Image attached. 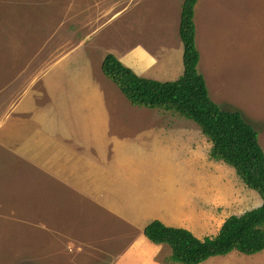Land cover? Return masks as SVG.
<instances>
[{
  "label": "rangeland",
  "instance_id": "obj_1",
  "mask_svg": "<svg viewBox=\"0 0 264 264\" xmlns=\"http://www.w3.org/2000/svg\"><path fill=\"white\" fill-rule=\"evenodd\" d=\"M183 2L0 0V71L5 73L4 78H10L7 84L0 82V110L2 104L5 111L8 110V97L13 92L16 97L21 94V98L24 94L17 90L14 82L20 78L14 77L16 74L7 68L10 61H28L20 77H24L28 87L39 89V85L50 78L55 58L61 61L63 55L66 57L76 50L79 54L82 47L80 55L90 54L92 61L98 63L96 59L110 51L111 46L119 50L128 42L137 41L139 47L147 48L156 60L150 72L161 73L159 77L163 79L166 75L162 74H168V81L179 79L184 55L179 33ZM194 20L200 52L198 70L206 80L210 98L223 110L240 112L257 130L264 150V0H198ZM67 61L59 64L60 74H54L59 86L68 70L65 69ZM160 61L165 65L161 71ZM96 66L93 63L91 68ZM96 81L100 87H105L104 81ZM118 92L124 100L116 103L111 115L116 118V126L124 127V134H129L127 130L132 123L144 124V131L138 136L134 132L135 147L139 157L145 159L140 161L139 167L144 165L149 171L138 174V190L142 196L139 213L128 217L127 213H109L108 216L106 212L107 217L101 218L100 236L110 232L114 237L122 235L123 240H127L144 232L155 219L168 226L186 228L203 239L217 235L229 216L241 215L262 205L259 194L246 186L234 168L210 158L212 143L195 122L173 111L135 106L121 90ZM41 100L44 102L45 98ZM125 103L130 107H125ZM131 109L135 112L130 113ZM26 144V140L19 143L12 138L4 141L0 130V159L4 150L15 146L18 163L24 162ZM24 171L31 173L34 167H24ZM10 184L11 204L23 206L20 211L12 210L10 217L0 211V264H43V259L52 254L61 255L64 250L65 253L82 252V245L68 246L66 224L61 226L55 221L68 213L55 203L49 182L44 180L43 193L36 196L37 201L33 195H26V186L18 185L17 179L12 178ZM149 185L156 191L161 190L162 201L146 194ZM157 210L162 213L155 214ZM57 224L60 229H52ZM150 242L147 237H140L133 244L134 248L127 243L120 244L123 264L131 263L133 258L127 253L135 249L142 254L150 253L147 257L156 258L157 264H181L170 260V245L169 248L156 246L160 252L155 253ZM85 246L87 257L89 253L103 255L107 259L105 264H113L109 248L115 249L119 244H106V248L104 244L95 243ZM65 259H73V256L67 254ZM201 264H264V251L253 255L233 251Z\"/></svg>",
  "mask_w": 264,
  "mask_h": 264
},
{
  "label": "crops",
  "instance_id": "obj_2",
  "mask_svg": "<svg viewBox=\"0 0 264 264\" xmlns=\"http://www.w3.org/2000/svg\"><path fill=\"white\" fill-rule=\"evenodd\" d=\"M128 43L119 50L111 46L110 51H105L100 59H96L99 60L98 63L92 61L90 54L83 57L80 55L83 54L81 52L83 47L79 50V54L76 50L66 57L63 55L61 61L55 58L54 68L49 71L50 78L44 82V85L42 82L39 89L28 87L24 77H20V72H23L28 61H10L11 65L7 67L9 72L16 74L14 77L20 78L14 82L18 86L17 90L20 89L18 91L24 94L21 98V94L16 97V92H13L8 97L10 102L6 111L2 104L1 135L4 141L12 138V140L18 139L19 143L26 140L27 144L23 147L26 160L19 163L17 151H14L16 144L8 151L2 147L4 152L0 159V211L6 214L5 217H10L9 213L12 210L20 211L23 206L20 203L10 202L12 178L18 180V185L23 183L26 186V195H33L34 201H37L36 196L43 193L42 184L45 180L46 183L51 184L50 194L54 197L55 203L67 210L66 216L60 220L55 219L56 222L61 223V226L63 223L67 226L66 243L69 244L68 246L70 244L83 246L82 252L79 253V250L77 253L73 251L65 253L64 250L61 251V255L52 254L43 259L45 262L43 264H90L92 260L91 264H105L107 259L103 255L89 253L87 257V252H84L83 248L89 243L104 244L105 248L106 244H119L115 249L112 246L109 248V253L113 254L110 260L113 264H123L122 257L119 256L120 244L133 245L137 238H146L144 232L123 240L124 236L114 237V233L110 232H103L104 237H102L99 231V227L102 226L101 218L106 212L108 216L109 213H127L128 217L139 213L142 196L138 190V174L142 172L148 174L149 171L144 165L139 167L140 161L145 159L139 157L138 148L135 147L137 138L134 132L138 136L144 131L145 127L142 128L144 124L132 123L127 130L129 134H124L126 131L124 127L115 125L116 118L111 114L116 103L123 101L124 98L118 92L117 85L102 75V62L108 53H113L139 76L145 75L144 77L147 78L168 81L166 80L168 74L163 73L162 76L166 75L163 79L159 77L161 73L158 72L156 75L155 71L150 72V66H154L156 60L147 48H140L137 41ZM182 53H184V45ZM65 60H68L65 67L68 70L59 86L54 74H60L57 69ZM93 63L97 64L95 69L91 68ZM41 65L43 67L42 62ZM164 68V63L160 61L159 70ZM61 71L64 73L63 70ZM2 75L5 73L0 71V76ZM101 76L105 77L104 80L100 79ZM96 80L104 81L105 87L96 84ZM0 82L7 84L10 78L2 76ZM44 98L43 102L41 99ZM124 105L130 107L128 103ZM134 112L135 110L131 109L130 113ZM27 160L29 162L25 166ZM24 167H34V171L26 173ZM45 189L49 192V189L46 187ZM160 193L161 190L156 191L154 186L150 187V185L146 192L162 201ZM22 195H25L24 191ZM150 210L147 212L149 213ZM72 211L76 212L70 214ZM151 212L153 213L154 209ZM161 213L162 211H155V214ZM22 222L26 223L25 220ZM59 226L57 224L52 229H60ZM152 243L155 253L160 252L156 246L169 248L168 244ZM115 251L118 253L114 254ZM67 254L73 256V259H65ZM127 254L133 258L130 264H157L156 258L147 257L150 253L142 254L135 249Z\"/></svg>",
  "mask_w": 264,
  "mask_h": 264
},
{
  "label": "trees",
  "instance_id": "obj_3",
  "mask_svg": "<svg viewBox=\"0 0 264 264\" xmlns=\"http://www.w3.org/2000/svg\"><path fill=\"white\" fill-rule=\"evenodd\" d=\"M198 0H184L180 37L184 45V71L175 81L139 76L108 53L102 62L103 74L135 106L173 111L195 122L212 143L210 158L234 168L248 188L262 199V205L241 215L229 216L218 234L200 239L190 230L151 221L145 236L155 244H168L170 260L201 264L233 251L253 255L264 251V150L257 130L240 112L223 110L209 96L207 83L199 72L200 52L196 44L195 8Z\"/></svg>",
  "mask_w": 264,
  "mask_h": 264
},
{
  "label": "bare ground",
  "instance_id": "obj_4",
  "mask_svg": "<svg viewBox=\"0 0 264 264\" xmlns=\"http://www.w3.org/2000/svg\"><path fill=\"white\" fill-rule=\"evenodd\" d=\"M30 240V239H29Z\"/></svg>",
  "mask_w": 264,
  "mask_h": 264
}]
</instances>
